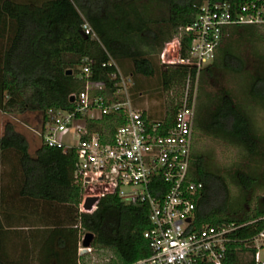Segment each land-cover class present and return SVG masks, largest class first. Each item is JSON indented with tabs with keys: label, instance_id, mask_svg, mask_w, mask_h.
I'll return each mask as SVG.
<instances>
[{
	"label": "trees",
	"instance_id": "16d2710c",
	"mask_svg": "<svg viewBox=\"0 0 264 264\" xmlns=\"http://www.w3.org/2000/svg\"><path fill=\"white\" fill-rule=\"evenodd\" d=\"M202 1L0 0V111L39 112L44 117L49 108H70L69 95L83 86L77 76L82 57L94 58V79L107 80L113 67L102 64L109 55L120 64L129 60L131 67L124 71L133 78L157 75L164 89L184 88L189 80V100L197 81L200 102L196 105L195 132L236 145L264 162V137L256 134L247 112L230 91L224 87L214 91L211 83L218 71L246 74L245 94L264 108V57L249 72L244 57L236 50V44L253 41L263 27L240 25L226 29L213 62L198 73L183 65L160 66L153 59L165 42L193 21ZM84 21L90 24L99 42L84 34ZM189 44L190 36L182 33V55L187 53ZM69 69L71 74L67 73ZM136 85L134 79L132 90ZM177 101L167 103L165 117L173 116L181 103ZM75 165L73 150L63 152L42 143L30 155L26 137L12 122L4 123L0 178L4 174L21 175V195L64 207L63 216L55 221L48 237L50 245L57 246L48 254L53 261L40 264H77L78 241L86 232L93 234L91 246L98 257L113 256L94 264H129L148 256L151 249L143 237L149 226L147 209L107 195L92 213L79 212L81 190L73 181ZM190 173L203 184L196 203L194 229L204 224L236 226L230 234L232 242L227 247L225 264H254L253 238L264 230V199L257 201L252 210L243 211L231 203L229 186L234 184L247 193L260 184L259 178L239 169L220 172L213 166L211 156L197 149L195 143ZM1 202L0 184V208ZM8 233L0 216V264H8L4 261L3 245ZM245 253L250 256L247 260L242 258Z\"/></svg>",
	"mask_w": 264,
	"mask_h": 264
},
{
	"label": "built area",
	"instance_id": "2783aa9c",
	"mask_svg": "<svg viewBox=\"0 0 264 264\" xmlns=\"http://www.w3.org/2000/svg\"><path fill=\"white\" fill-rule=\"evenodd\" d=\"M240 25L264 27V0H203L193 21L163 44L161 63L187 66L198 73L213 62L224 31ZM82 31L99 42L87 21ZM182 33L190 36L185 55L181 54ZM108 57L102 64L113 67L107 80L94 79V58L82 57L77 76L83 86L69 95L71 107L49 108L31 131L46 146L74 151L73 181L81 190L79 212L92 213L107 195L147 209L149 226L143 237L151 253L129 264H225L230 234L237 227L204 224L194 229L203 188L190 173L195 97L189 100L187 88L171 118L150 117L132 98L133 75ZM88 197L97 198L90 210L84 208ZM83 238L84 234L78 241L77 264L95 251L91 244L82 245ZM261 238L264 230L253 238L254 264H264Z\"/></svg>",
	"mask_w": 264,
	"mask_h": 264
},
{
	"label": "rangeland",
	"instance_id": "374dc122",
	"mask_svg": "<svg viewBox=\"0 0 264 264\" xmlns=\"http://www.w3.org/2000/svg\"><path fill=\"white\" fill-rule=\"evenodd\" d=\"M236 50L244 57L247 70L252 72L255 66L258 65L259 58L264 57V27L260 28L257 37L254 38L253 41L236 44ZM153 59L158 65L161 64L159 55H154ZM116 63L122 71L131 67L129 60L124 61L122 64ZM134 79L137 85L132 90V97L136 106L146 110L147 113L153 115L155 118L165 115L167 103L171 101L176 102L177 99L181 102L186 94L187 88L188 90L190 88V83H186L184 88L176 86L164 89L157 75L153 77L136 75ZM246 81V74L234 75L228 72L223 73L218 71L216 72L215 79L211 80V83L213 84L214 91L221 87L230 91L234 99L237 100L247 112L256 134L264 137V108L250 101L245 94ZM197 94L198 83L195 81L192 92V98L193 96L195 97V106L200 102L197 98ZM40 119L41 113L39 112L28 111L17 114L0 111V124H2V128L5 122L10 121L14 124L17 131L25 133L30 141L29 152L31 154L34 153L35 147L39 142V139L31 140V129L37 127ZM66 139H68V137H66ZM195 145L197 149L211 156L213 166L218 168L220 172L226 173L239 169L244 173L253 174L259 178L260 184L251 188L247 193L241 191L238 186L230 184L229 195L234 207L242 208L243 211L252 210L257 201L264 199V162L259 156H251L236 145L196 132ZM259 241L264 242V238H261ZM97 255V252L94 251L93 254H89L83 259L82 264H94L98 260L104 259L106 256L98 257ZM249 257L247 253L242 255L243 260H247Z\"/></svg>",
	"mask_w": 264,
	"mask_h": 264
},
{
	"label": "crops",
	"instance_id": "0c3cea01",
	"mask_svg": "<svg viewBox=\"0 0 264 264\" xmlns=\"http://www.w3.org/2000/svg\"><path fill=\"white\" fill-rule=\"evenodd\" d=\"M2 133L3 128L0 124V136ZM21 133L27 139L29 151L30 141L25 133ZM31 133V140L39 139L33 132ZM38 141L34 153L41 144L40 139ZM8 167L7 163L5 169L8 170ZM21 181V175L4 174L0 178L2 189L0 216L4 228L9 232L8 238L3 241L4 261L8 264H40L53 261L48 254L51 248L57 246H51L48 237L50 229L55 227V221L63 216L64 207L38 197L21 195ZM53 242L55 243L54 240Z\"/></svg>",
	"mask_w": 264,
	"mask_h": 264
},
{
	"label": "water",
	"instance_id": "95a60500",
	"mask_svg": "<svg viewBox=\"0 0 264 264\" xmlns=\"http://www.w3.org/2000/svg\"><path fill=\"white\" fill-rule=\"evenodd\" d=\"M67 73H68V74H71L72 71L69 69V70L67 71ZM69 101H70V102L73 101V98L70 97V98H69ZM96 200H97V198H94V197H88V198L86 199V201H85L84 208H86L87 210H90L91 207H92V205L96 202ZM92 239H93V234L90 233V232H86V233L84 234V238H83V241H82V245H83L84 247H88V246H90Z\"/></svg>",
	"mask_w": 264,
	"mask_h": 264
}]
</instances>
